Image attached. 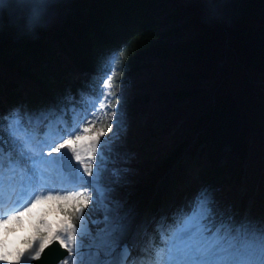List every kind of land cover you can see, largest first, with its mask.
<instances>
[{
	"label": "trees",
	"instance_id": "obj_1",
	"mask_svg": "<svg viewBox=\"0 0 264 264\" xmlns=\"http://www.w3.org/2000/svg\"><path fill=\"white\" fill-rule=\"evenodd\" d=\"M105 71L116 117L98 122L90 154L113 198L152 192L173 172L178 199L186 181L195 202L205 188V225L249 197L264 223V0H0V125L21 105L69 116ZM185 155L196 158L188 169ZM77 204L60 205L75 227L104 228L95 201Z\"/></svg>",
	"mask_w": 264,
	"mask_h": 264
},
{
	"label": "rangeland",
	"instance_id": "obj_2",
	"mask_svg": "<svg viewBox=\"0 0 264 264\" xmlns=\"http://www.w3.org/2000/svg\"><path fill=\"white\" fill-rule=\"evenodd\" d=\"M177 7L179 9L182 8L179 3L177 4ZM190 16L191 15H188L186 18L188 19V17ZM184 33L186 34L187 32ZM106 88L107 85H105L104 92L100 95L101 101L103 103L101 108L98 106V104L89 105L87 107L88 111L86 112V115H89L92 112L89 115L91 116V118L87 117L86 119L79 121L77 125H75L74 130L73 127L71 128V130H69V134L71 133L70 136H72V140L76 142L78 141L74 146V161L78 172H83L89 169L90 166L94 165L93 160L84 157L83 153L85 151L82 148L83 145L88 146L90 143L97 145L99 143L98 138H96L95 136L99 132L97 129L91 127V119L96 118L98 115H102L104 107V112L110 113V119H115V113H113L106 104ZM117 94L121 98H124L126 96V93L122 90H119ZM91 108L92 110L90 111ZM127 120L129 122L131 121V119L128 117ZM84 124L87 125L86 128ZM90 129H93L91 134L89 133ZM10 135L13 137V133H10ZM65 135L66 137L58 139V142L56 144L53 143L49 147V149L55 150L58 144L67 139L68 134L66 133ZM19 142L20 139H12V144L15 148V154L18 155L19 158H21V155L19 154H21L22 152H17L18 148L21 146ZM127 143L130 146L136 145L134 137L131 135H129ZM7 157V155H3L0 156V159L5 160L7 159ZM188 161L195 163L196 158L191 160L189 155H185L184 164ZM18 166L19 160L18 163L14 165V167ZM81 180L82 182H85L84 184L89 185V189L92 190V194L86 195L85 191L84 195H86L87 198L94 196L99 208L102 211V216L105 220L106 227L98 233L97 237H93L91 235L89 236L88 231H78L76 235L71 231V235L76 246V248L72 249L73 254L78 252L79 250L83 251L89 248H93L95 254H108L109 252H112L116 249L118 240H120L125 235L127 236L128 234H132V232H135L136 234L134 236V240L136 241V243L140 241L141 236V239L144 240L149 237L146 236L144 232L148 229L147 211L151 206L150 203L147 204L145 200L138 199L125 205L119 198L116 200L112 199L111 197L109 198L110 195L106 193L107 190L101 187L90 173H88V178L81 177ZM162 181L163 182L160 185V189L166 191L171 183H173V176L169 174L168 176L164 177ZM76 193L77 191H72L67 194L66 197L68 203L73 202L74 198L77 195ZM63 200V197L48 196L43 202H40L35 208L31 209L30 211L18 213L14 218L7 219V221L4 222H0V264H13L15 259L21 256L20 253L24 249L28 248L39 239H45L50 232V227L48 228L45 226L46 220H48L49 223L51 222V225H53L54 222L64 221V219L60 217L61 214L59 210V204ZM201 209L202 206H200L194 214L189 216L190 221L187 224L188 227H191L194 224L197 225V223L200 222V219L202 217L200 212ZM249 222L250 218L246 216L245 219H242V221L238 224V229L236 231L233 230L232 233H229V236L226 234L229 229L226 226L223 227L222 233H215L211 236H205L203 232H197V230L192 238L189 239L194 240L195 242L192 248L196 250L198 249L201 253V256L205 257L209 261H214L216 258H220L223 260H228V263L232 255H234L237 251H242V253L238 254V257L245 260H250V264H255L256 262H259V260H262V258L264 257V235H260L258 233L262 225L255 223V226L252 227V232L246 230V232H250V237L246 240V238L244 237L246 235L245 224ZM197 227L195 228L199 229ZM138 231L140 233L142 231L143 234H139ZM15 232L17 233V238L18 233L19 236L22 235V233H32L30 244L22 248H15V246H12L11 244L9 249H15L13 257L9 260L2 259L4 258L3 255L8 252V248L4 246V239H7L6 237L10 236V234H14ZM81 238H84V240H82ZM85 240L87 241V243L85 242ZM61 245L63 246V244ZM147 245L148 240H145L144 243H142L141 250H143V247L145 248ZM134 257L131 260V263H133ZM136 258H139V254L136 255ZM78 264H81V260L78 261Z\"/></svg>",
	"mask_w": 264,
	"mask_h": 264
},
{
	"label": "bare ground",
	"instance_id": "obj_3",
	"mask_svg": "<svg viewBox=\"0 0 264 264\" xmlns=\"http://www.w3.org/2000/svg\"><path fill=\"white\" fill-rule=\"evenodd\" d=\"M60 162L61 161L59 156L55 155L53 159L48 160V162H45L43 165H51L52 168L56 169L57 165H59ZM25 165L26 167L32 169L31 174H34L38 171L31 163H25ZM45 225L50 227V232L48 236L45 239L39 240L30 245L28 248L24 249L20 253L21 256L17 257L13 264H29L30 260L35 259L40 254L42 248L48 245L53 240H60L65 244L63 246L66 247V249L68 250V256L63 259L59 264H78L79 260H81V264H104V262L105 264H107L109 262L108 259H111L114 255L113 252H109L108 254H95L93 248L77 252V255H72L71 249L75 247V243L71 238V235L64 229L63 222L59 221L55 222L53 225H50L49 221L46 220ZM13 240V236H11L5 242V244L10 245ZM178 249L181 250V264H204L207 261L205 257H202L200 255V251H193L189 249L188 245H179ZM186 250H188V253L187 255H184ZM72 258H75V260L71 261ZM212 264H220V262L218 259H216Z\"/></svg>",
	"mask_w": 264,
	"mask_h": 264
},
{
	"label": "water",
	"instance_id": "obj_4",
	"mask_svg": "<svg viewBox=\"0 0 264 264\" xmlns=\"http://www.w3.org/2000/svg\"><path fill=\"white\" fill-rule=\"evenodd\" d=\"M64 156H65V158L69 157V148L68 147L65 148ZM63 256H64L63 252L50 255V251L47 250L43 255L44 264H56L61 258H63Z\"/></svg>",
	"mask_w": 264,
	"mask_h": 264
}]
</instances>
